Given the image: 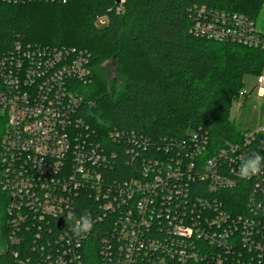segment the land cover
I'll use <instances>...</instances> for the list:
<instances>
[{"label":"built area","instance_id":"2783aa9c","mask_svg":"<svg viewBox=\"0 0 264 264\" xmlns=\"http://www.w3.org/2000/svg\"><path fill=\"white\" fill-rule=\"evenodd\" d=\"M199 15L194 35L264 53L257 18ZM87 63L75 49L16 45L0 54V253L11 264H83L85 254L88 264H264V170L239 176L244 159L264 155V126L214 151L205 132L152 145L127 131L109 133V147L88 141L95 131L76 91L91 81ZM254 88L264 99L263 72ZM148 149L153 156L142 157ZM120 153L129 158L125 179L115 178ZM85 215L93 228L77 236ZM102 223L100 245L84 251Z\"/></svg>","mask_w":264,"mask_h":264},{"label":"trees","instance_id":"16d2710c","mask_svg":"<svg viewBox=\"0 0 264 264\" xmlns=\"http://www.w3.org/2000/svg\"><path fill=\"white\" fill-rule=\"evenodd\" d=\"M120 1L25 0L14 4L0 0V54L13 52L16 45L84 53L91 81L83 86L77 81L76 91L83 97L81 116L95 131L88 141L106 145L109 133L127 131L152 145L205 132L214 151L240 139L241 132L230 119L231 105L243 88V78L264 70V53L201 38L191 29L203 9L256 19L264 0ZM102 16L107 23L99 27L96 18ZM109 61L116 65L110 81L100 72ZM5 123L0 112V151ZM154 153L148 149L141 156ZM128 159L120 155L116 179L127 177ZM104 227V223L95 227L84 251L91 244L100 245ZM9 256L0 253V263L11 264ZM87 257L83 264H88Z\"/></svg>","mask_w":264,"mask_h":264},{"label":"rangeland","instance_id":"374dc122","mask_svg":"<svg viewBox=\"0 0 264 264\" xmlns=\"http://www.w3.org/2000/svg\"><path fill=\"white\" fill-rule=\"evenodd\" d=\"M104 17V16H102ZM101 17L96 18L97 20ZM259 27L264 29V8L257 17ZM101 75H108V81L115 76L116 65L112 62H107L100 69ZM264 73V71H262ZM256 84V76L246 75L243 78V90L250 94L245 98H237L231 105L230 119L235 124L240 132L251 131L255 132L264 126V99L259 97L258 91L254 88ZM245 101V102H244ZM0 238H2L0 236ZM1 242V248L4 247Z\"/></svg>","mask_w":264,"mask_h":264},{"label":"clouds","instance_id":"9594fccd","mask_svg":"<svg viewBox=\"0 0 264 264\" xmlns=\"http://www.w3.org/2000/svg\"><path fill=\"white\" fill-rule=\"evenodd\" d=\"M264 170V155L253 153L250 157L243 160L239 166V176L241 179L247 180L252 175ZM93 228V222L87 215L82 216L80 220L73 226V232L79 236L82 233L89 232Z\"/></svg>","mask_w":264,"mask_h":264}]
</instances>
